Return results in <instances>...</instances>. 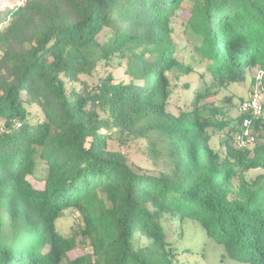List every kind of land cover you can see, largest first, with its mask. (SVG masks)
<instances>
[{"label":"trees","instance_id":"1","mask_svg":"<svg viewBox=\"0 0 264 264\" xmlns=\"http://www.w3.org/2000/svg\"><path fill=\"white\" fill-rule=\"evenodd\" d=\"M185 1L192 63L177 59L172 37ZM255 67L264 89V0L0 8V264H63L85 240L90 250L66 264H176L186 220L232 260L264 264V172L249 176L264 168V143L235 145L244 117L261 135L264 115L226 123L211 100ZM182 74L199 78L189 111L176 113ZM128 138L145 139L157 174L118 156L111 141ZM67 209L81 215L78 235L57 230Z\"/></svg>","mask_w":264,"mask_h":264},{"label":"rangeland","instance_id":"2","mask_svg":"<svg viewBox=\"0 0 264 264\" xmlns=\"http://www.w3.org/2000/svg\"><path fill=\"white\" fill-rule=\"evenodd\" d=\"M18 0H0V8H7ZM21 4V2H19ZM186 7L180 8L176 12L174 22L172 24L173 32L172 37L175 43L178 45V55L177 59L183 63H192V48L193 45L197 43V37L192 31L190 25L187 23L189 11L188 6L189 1H185ZM108 69H113V74L116 77H123L124 68H116V65H110ZM106 71H99V74L104 75ZM262 75L257 71V68H252L247 70L246 76L242 82L234 83L229 85L225 90H219L215 97L211 100H217V115L216 119L223 120L226 123L232 124V121L236 120L237 117L242 113L240 110L243 101H246L254 91L260 92V103L264 106V90L258 85V77ZM199 77L197 75H180L177 86L174 89V95L170 101L169 109L179 113L182 110L189 111L188 106L190 102V97L188 94L193 92L192 85L196 83ZM89 81L96 79V76L86 78ZM190 85L189 90H187V85ZM196 87V85H195ZM230 95L229 99L227 97ZM226 99V100H224ZM222 109V111L220 110ZM262 131V130H260ZM264 131V130H263ZM262 131V132H263ZM221 130L219 134L214 136V141L217 138L221 139L223 137ZM264 134V132H263ZM259 135L258 131L253 133V139L248 140L246 145L242 148H252L256 143H264V135ZM124 138V137H123ZM124 140V139H123ZM126 143L122 144L119 141H111L112 147L120 155V151L128 152V164L134 170H141L147 174H157L159 167L152 163L151 158L147 154L146 141L145 139H126ZM213 141L214 144H216ZM234 141V139H233ZM232 142V140H230ZM39 169L36 173H39ZM255 172L262 173L264 168L253 169L250 171L249 176L254 175ZM32 180V179H31ZM33 181V180H32ZM177 220H173L175 224ZM83 224V222H82ZM81 215L75 209L64 210L61 217L56 221L57 230H59L64 235H71L76 233L78 235L79 228L81 227ZM178 229L177 225H171L169 227V234L172 235ZM182 237L180 243H185V248L178 246L176 254L174 256L176 264H246L241 261H234L231 259L229 254L224 251L222 246L215 243V241L202 235V230L198 229L197 226L191 221L186 220L184 222V227L182 230ZM192 236H189V235ZM173 235V238H175ZM81 239L80 236H78ZM90 250L88 245V240L81 242L79 246L75 249L67 252V256L63 260V264H66L67 259H74L75 257L88 252Z\"/></svg>","mask_w":264,"mask_h":264},{"label":"built area","instance_id":"3","mask_svg":"<svg viewBox=\"0 0 264 264\" xmlns=\"http://www.w3.org/2000/svg\"><path fill=\"white\" fill-rule=\"evenodd\" d=\"M260 73V72H259ZM261 74V73H260ZM262 90L261 92H263ZM260 92L254 91L252 95L246 101H243L241 104L240 110L242 113H251L254 117H259L264 115V106L261 105ZM251 120L248 117H244L242 120L241 131L235 137V145L237 147H244L248 140L253 139V135L251 133Z\"/></svg>","mask_w":264,"mask_h":264}]
</instances>
